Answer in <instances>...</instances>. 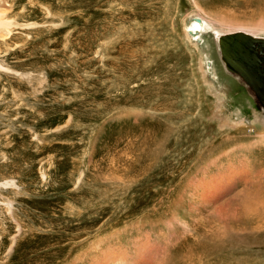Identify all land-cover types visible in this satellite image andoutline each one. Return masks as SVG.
I'll return each mask as SVG.
<instances>
[{
    "label": "bare ground",
    "instance_id": "1",
    "mask_svg": "<svg viewBox=\"0 0 264 264\" xmlns=\"http://www.w3.org/2000/svg\"><path fill=\"white\" fill-rule=\"evenodd\" d=\"M70 1L0 0V264H238L242 257L264 264V134L233 143L207 130L198 141L174 140L169 152L172 143L157 132L144 135L142 152L128 144L105 160L104 171L103 160L84 167L46 157L38 178L24 172L22 129L37 153L46 149L49 133L36 129L48 126L66 73L77 74L83 15ZM96 1L88 0L90 15ZM164 2L165 16L179 14V0ZM192 3L201 20L187 37L202 36L205 23L225 25ZM127 7L132 15L152 10ZM234 232L248 239L243 253L227 252Z\"/></svg>",
    "mask_w": 264,
    "mask_h": 264
},
{
    "label": "rangeland",
    "instance_id": "2",
    "mask_svg": "<svg viewBox=\"0 0 264 264\" xmlns=\"http://www.w3.org/2000/svg\"><path fill=\"white\" fill-rule=\"evenodd\" d=\"M80 1L75 0L77 12L83 15L78 24L77 74L71 77L73 70L66 73L69 87L63 90V97H53L52 104L56 101L57 106L49 107L48 126L36 129L40 134L49 133L44 140L46 149L37 153L31 132L22 129L19 147L24 144L29 167L24 172L38 178L37 163L46 157L74 159L84 167L103 160L104 171L105 160L124 152L128 144L142 152L144 137L157 132L172 143L169 152L174 140L195 136L198 141L199 134L207 130L218 140L233 137V143L254 141L264 134L262 105L243 79L226 69L217 43L219 37L240 32L264 39V0H197L206 12L226 21L215 27L205 23L202 36L193 32L189 37V26L201 20L193 12L192 0H179V14L168 17L160 9L165 0H97L92 15L88 0ZM126 5L134 10L153 6L150 15H132ZM59 59L66 61L63 55ZM74 83L78 85L76 95ZM17 156L23 160L25 154ZM104 182L99 181L104 187L109 185ZM90 185L86 183L83 191L88 192ZM247 247L243 234L229 236L227 252L243 253ZM36 252L32 257L38 256ZM242 258L238 264L258 263Z\"/></svg>",
    "mask_w": 264,
    "mask_h": 264
},
{
    "label": "water",
    "instance_id": "3",
    "mask_svg": "<svg viewBox=\"0 0 264 264\" xmlns=\"http://www.w3.org/2000/svg\"><path fill=\"white\" fill-rule=\"evenodd\" d=\"M263 44V38H257L247 33L228 35L219 40V47L222 60L226 69L238 74L243 81L254 91L258 101L264 109V82L257 74L254 65H257V58L254 55V46Z\"/></svg>",
    "mask_w": 264,
    "mask_h": 264
},
{
    "label": "flooded vegetation",
    "instance_id": "4",
    "mask_svg": "<svg viewBox=\"0 0 264 264\" xmlns=\"http://www.w3.org/2000/svg\"><path fill=\"white\" fill-rule=\"evenodd\" d=\"M254 55L257 58V65H254V69L257 71L258 75H261L262 73L263 77L260 78L259 81L262 80L264 82V60H263L264 45L263 44H256L254 46Z\"/></svg>",
    "mask_w": 264,
    "mask_h": 264
}]
</instances>
